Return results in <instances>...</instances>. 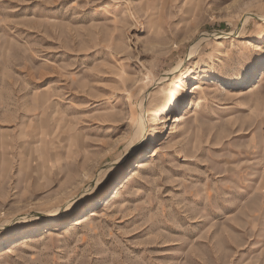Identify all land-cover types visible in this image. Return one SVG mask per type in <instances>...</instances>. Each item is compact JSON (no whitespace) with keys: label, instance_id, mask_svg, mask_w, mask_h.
Masks as SVG:
<instances>
[{"label":"rangeland","instance_id":"1","mask_svg":"<svg viewBox=\"0 0 264 264\" xmlns=\"http://www.w3.org/2000/svg\"><path fill=\"white\" fill-rule=\"evenodd\" d=\"M0 264H264V0H0Z\"/></svg>","mask_w":264,"mask_h":264},{"label":"bare ground","instance_id":"2","mask_svg":"<svg viewBox=\"0 0 264 264\" xmlns=\"http://www.w3.org/2000/svg\"><path fill=\"white\" fill-rule=\"evenodd\" d=\"M249 15H250V16H251V15H255V13H254L253 11H250V12H249ZM216 35H217V34H216ZM224 76H225V75H218L217 77L220 78V80H222ZM232 77H233V76H232ZM200 88H201V85H198V86L196 87V89H200ZM170 103H171L173 106H175L176 108L179 106V103L177 102L175 96H173V95H172V97H171ZM161 112H162V111H158L157 114L159 115V114H161ZM183 118H184V117H179V115H176V116H175V119H174V122L181 121Z\"/></svg>","mask_w":264,"mask_h":264}]
</instances>
